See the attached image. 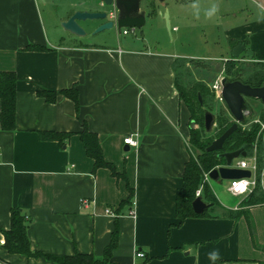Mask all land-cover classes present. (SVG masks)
I'll list each match as a JSON object with an SVG mask.
<instances>
[{
  "label": "crops",
  "instance_id": "obj_1",
  "mask_svg": "<svg viewBox=\"0 0 264 264\" xmlns=\"http://www.w3.org/2000/svg\"><path fill=\"white\" fill-rule=\"evenodd\" d=\"M74 2L0 0V71L13 70L16 78L14 127L3 128L0 119V264H57L3 246L11 206L30 217L31 247L46 253L101 257L117 220L112 259L121 264H264V201L243 203L248 193H231L227 179L205 178L216 203L208 215L178 223L190 111L173 62L185 56L138 45L129 31L111 42L109 31L99 40L71 33L61 21L80 7ZM258 22L264 41V16ZM227 37L252 46L248 59L264 60V47L249 45L246 35ZM29 43L46 48L27 49ZM73 85L77 106L60 91ZM38 89L55 90V99ZM84 126L96 132L111 166L94 167L79 135ZM41 130L71 134L61 144ZM127 135L137 143H125ZM260 183L264 189V165ZM213 250L220 252L215 262Z\"/></svg>",
  "mask_w": 264,
  "mask_h": 264
},
{
  "label": "trees",
  "instance_id": "obj_2",
  "mask_svg": "<svg viewBox=\"0 0 264 264\" xmlns=\"http://www.w3.org/2000/svg\"><path fill=\"white\" fill-rule=\"evenodd\" d=\"M239 40L231 39L230 45H234ZM27 49L42 50L46 46L38 43H29ZM192 58L177 57L173 66L175 69V84L180 97L187 104L190 111L189 121V158L185 163L183 172V182L176 193V216L180 223L187 216H206L209 214L208 207L216 203L214 196L205 180L204 173L212 167L223 164L224 158L218 156V152L230 151L238 148L242 143L256 142L257 158V181L253 189L248 193L243 203H256L264 201V189L260 183V172L264 165V143L259 131V123L248 121V118L238 123L237 128L225 139L223 146L218 150H206V146L218 135H220L233 121V117L226 106H218L215 111V125L209 133L204 128L205 107L212 108L214 92L203 79L185 82L184 75L189 72L178 70L179 66H184L186 61ZM239 58L231 56L224 60L223 70L227 79H239L252 86L264 84V60H252L251 70L241 77ZM15 73L14 71H0V119L3 128L11 129L15 124ZM61 93L70 97L78 105L77 89L73 85L63 88ZM38 93L47 100L53 101L56 97V91L51 89H38ZM201 97V102L199 99ZM248 105V103H247ZM248 108L251 107L248 105ZM252 114L253 111L251 110ZM260 119L264 120V102H261L257 113ZM41 137L57 139L61 144L68 137L70 131L41 130ZM80 138L84 144L88 155L94 158V167L109 166L102 154V148L96 132L89 130L86 126L79 131ZM249 147V146H248ZM247 147V151H248ZM252 147V146H250ZM253 148V147H252ZM249 152V151H248ZM111 166V165H110ZM201 187V197L209 203V206L202 212L197 213L192 208V200L195 198L196 189ZM30 217L19 206L10 208V225L8 228H1L4 241L3 246L9 252L23 253L28 256H44L47 259L55 261L57 264H121L112 259L113 250L118 245V222L115 220L114 228L111 231L109 242L105 245L101 257L95 256L93 252L74 251L69 254L46 253L31 247L28 235V225Z\"/></svg>",
  "mask_w": 264,
  "mask_h": 264
},
{
  "label": "rangeland",
  "instance_id": "obj_3",
  "mask_svg": "<svg viewBox=\"0 0 264 264\" xmlns=\"http://www.w3.org/2000/svg\"><path fill=\"white\" fill-rule=\"evenodd\" d=\"M194 4L197 5L196 8L193 7ZM213 4H217L219 10L209 19L205 16V12ZM263 6L264 1L262 0H185L181 2L168 0V5L162 6L163 9H161L163 15L159 12L151 22L146 23L141 29L129 30L127 36H138V45L146 44L152 48L173 50L182 56L194 58V60L186 61L184 66L178 67V70L186 69L189 72L188 75L183 74L184 81L189 82L203 78L207 85L211 86L214 77H226L223 63L225 59L231 57L232 50L229 37H227L228 33L244 34L251 41L248 42L249 45L256 44V46L264 47L263 39H260L256 34L261 26L258 20L264 16ZM170 9L175 11L176 16H170ZM197 11L199 18L196 15ZM165 13L168 16L169 28ZM124 35L126 34L118 32L114 28L109 30L106 40L108 42L115 41ZM100 37H102V32L92 35L94 40H99ZM250 47L252 48L251 45ZM238 58L240 67L238 75L244 77L251 70L252 60L243 54ZM246 101L251 109L248 108L249 113L245 117L250 122L254 117H257L255 115L260 109L261 100L246 97ZM223 105L226 106L224 100L217 98L214 93L213 107H205V110L208 109L215 114L217 107ZM189 146H191L190 143ZM248 151L250 154L254 150L249 146Z\"/></svg>",
  "mask_w": 264,
  "mask_h": 264
},
{
  "label": "water",
  "instance_id": "obj_4",
  "mask_svg": "<svg viewBox=\"0 0 264 264\" xmlns=\"http://www.w3.org/2000/svg\"><path fill=\"white\" fill-rule=\"evenodd\" d=\"M128 0H75L74 4L80 7H74L69 16L61 21L63 28L76 35H94L95 33H104L111 29L121 31L122 27H130L139 29L145 25V14L143 10H139L137 1L132 6H127ZM114 5L118 8V13L114 19L107 17L106 11L95 9L97 4ZM159 13V11H158ZM169 28L167 13L164 14ZM84 22V24L81 23ZM245 49L248 58H252L254 52L251 48L246 47L244 42H237L232 47L231 54L234 57L239 56ZM221 95L226 107L231 113L234 121L217 137H215L207 146L206 150L221 149L225 139L237 128L238 123L245 119V112L248 109L246 97L258 98L264 102V84L260 86H252L244 83L239 79L229 80L225 76L221 79ZM200 102L201 97L199 96ZM215 124V114L210 110L204 111V128L211 131ZM253 143H242L238 148L230 151L218 152L219 157L224 158V163L212 167L208 171V176L212 179H228L243 176H249L248 168L230 166L233 158L245 156L247 147ZM192 208L195 212L200 213L208 207L209 203L204 201L201 195H196L192 200Z\"/></svg>",
  "mask_w": 264,
  "mask_h": 264
},
{
  "label": "built area",
  "instance_id": "obj_5",
  "mask_svg": "<svg viewBox=\"0 0 264 264\" xmlns=\"http://www.w3.org/2000/svg\"><path fill=\"white\" fill-rule=\"evenodd\" d=\"M129 30H134L130 27H123L122 32H127ZM221 77L217 78L212 84L211 89L214 91L217 98L222 99L221 95ZM249 113L248 109L245 112V115ZM252 121L259 123V131L258 133L262 136V141L264 143V120L260 119L259 117H254ZM125 143H129L131 145H135L137 143V139L133 138L131 135H127L124 137ZM252 149L254 150L252 153L247 154L245 156H239V158H233L230 166H236V167H242V168H248L250 170L249 176H243V177H237V178H228V184L227 189L233 193V194H243V193H249L253 187L256 184L257 178H256V170H257V158H256V142H253ZM205 178L208 177V171L204 173ZM244 185V187L241 190H237L238 185ZM196 195L200 194V188L196 189L195 192ZM107 212H110L109 208H106ZM137 256H144V252L142 250L136 251Z\"/></svg>",
  "mask_w": 264,
  "mask_h": 264
},
{
  "label": "flooded vegetation",
  "instance_id": "obj_6",
  "mask_svg": "<svg viewBox=\"0 0 264 264\" xmlns=\"http://www.w3.org/2000/svg\"><path fill=\"white\" fill-rule=\"evenodd\" d=\"M134 1H137V4L139 6V10L144 11L145 24L148 22H151L158 15V7L161 5H164V3L167 2V0H128L126 5L128 7L132 6ZM95 9H98L100 11H106L107 17L110 19H114L118 13V8H116L114 5H105L103 3L97 4V6H95ZM236 44L237 43H235L234 45H236ZM234 45H231V48ZM241 54L246 56L245 49L243 50V52Z\"/></svg>",
  "mask_w": 264,
  "mask_h": 264
},
{
  "label": "clouds",
  "instance_id": "obj_7",
  "mask_svg": "<svg viewBox=\"0 0 264 264\" xmlns=\"http://www.w3.org/2000/svg\"><path fill=\"white\" fill-rule=\"evenodd\" d=\"M193 7L196 8L197 5L194 4ZM218 10H219V6L217 4H213L209 9L206 10L205 16L210 19L218 12ZM196 15H197V18H199L198 11ZM208 256H209V259L215 262L220 258V252L218 250H213L211 253L208 254Z\"/></svg>",
  "mask_w": 264,
  "mask_h": 264
},
{
  "label": "snow or ice",
  "instance_id": "obj_8",
  "mask_svg": "<svg viewBox=\"0 0 264 264\" xmlns=\"http://www.w3.org/2000/svg\"><path fill=\"white\" fill-rule=\"evenodd\" d=\"M244 187V185H238L237 190H241Z\"/></svg>",
  "mask_w": 264,
  "mask_h": 264
}]
</instances>
